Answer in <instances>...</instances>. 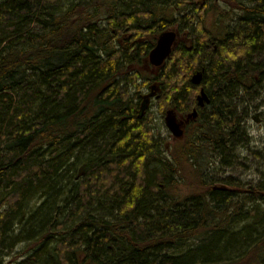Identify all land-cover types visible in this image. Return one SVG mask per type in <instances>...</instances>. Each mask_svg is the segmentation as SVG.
Wrapping results in <instances>:
<instances>
[{"label": "trees", "instance_id": "obj_1", "mask_svg": "<svg viewBox=\"0 0 264 264\" xmlns=\"http://www.w3.org/2000/svg\"><path fill=\"white\" fill-rule=\"evenodd\" d=\"M219 1H0V264L20 243L36 248L16 264H264V185L205 171L230 164L244 132L264 0ZM173 25L188 43L154 71L149 51ZM153 82L159 113L197 108L166 149L138 116Z\"/></svg>", "mask_w": 264, "mask_h": 264}, {"label": "rangeland", "instance_id": "obj_2", "mask_svg": "<svg viewBox=\"0 0 264 264\" xmlns=\"http://www.w3.org/2000/svg\"><path fill=\"white\" fill-rule=\"evenodd\" d=\"M219 5L220 7H225L226 11L231 10L230 6L224 3L223 0L219 1ZM236 17L237 15L235 18H228L233 20L229 23V26L232 27L235 24ZM217 20L218 16L209 10L205 18L206 28L210 31H214ZM176 25H173L172 27L177 29ZM187 32V29L182 31V36L180 38L182 42L188 43ZM254 59L258 66L263 70L262 78L254 88L257 92L255 93V91H252L250 93L251 98L244 97L242 101L243 103L238 107V115L244 132L242 131L240 139H238L239 136L237 137L238 144L236 145V150L230 160V164H221L220 160L216 159L212 161L208 165L207 170H205L206 177L211 182L215 183V185L226 186L227 182L243 185L245 187H260V185H264V53L256 56ZM148 92L149 87H141V94L144 95ZM147 115H149L148 126L151 128V131L156 138L161 140L162 148H168L173 141V138L165 125L164 114L159 113L155 99L150 100L145 117ZM192 126L193 125H191V127ZM179 189H181L180 193L183 194L188 190L184 186L179 187ZM39 203L40 200L37 201L35 205H38ZM252 203H257V201L255 199L254 201L246 200L245 206L248 208ZM262 233L263 232H260V234ZM35 248L36 247L32 244L20 243L11 251H8V253H10L9 256H6V260H10L12 262L11 264H16L25 256L32 253ZM22 252H24L23 255L19 256L18 254ZM239 254H241V252ZM236 255L230 254L224 256V258H233Z\"/></svg>", "mask_w": 264, "mask_h": 264}, {"label": "water", "instance_id": "obj_3", "mask_svg": "<svg viewBox=\"0 0 264 264\" xmlns=\"http://www.w3.org/2000/svg\"><path fill=\"white\" fill-rule=\"evenodd\" d=\"M176 32L173 30L163 31L158 35L155 46L151 49L148 54V60L151 65L155 67H159L163 64L165 59L170 55L172 48L175 44L176 40ZM202 79L201 73H195L191 81L193 84H200ZM159 91L158 83H154L151 86V91L145 94L142 97V102L139 108V117H142L145 111L148 109L150 100L153 96L157 94ZM204 102H208V97L203 89L200 90V94L198 95V105L203 106ZM197 116V111L194 109L191 113L188 114L186 120H178L176 114L173 109H169L165 113V125L170 133L173 135V138L180 139L184 134V127L186 122L189 119H194ZM87 264V263H86Z\"/></svg>", "mask_w": 264, "mask_h": 264}, {"label": "flooded vegetation", "instance_id": "obj_4", "mask_svg": "<svg viewBox=\"0 0 264 264\" xmlns=\"http://www.w3.org/2000/svg\"><path fill=\"white\" fill-rule=\"evenodd\" d=\"M215 1H219V0H215ZM179 35L180 36H178V41L180 40V38H181V33L179 32ZM145 63L147 64V67L149 66V64H150V62H149V60H148V57H147V60L145 61ZM165 63V62H164ZM158 87H160V84L158 85ZM160 90H161V88H160ZM160 92V91H159ZM159 92H158V94H159ZM156 97V96H155ZM155 100H157L158 99V96L156 97V98H154ZM208 102H209V100H208ZM207 102V103H208ZM206 103V104H207ZM196 110H197V108L196 107H194ZM194 108H192L191 109V111L194 109ZM174 110V109H173ZM174 112H175V114H176V117H177V119L178 120H186V118H187V116H188V112H185L184 114H181V113H178L176 110H174ZM192 120H194V119H189L187 122H186V124H185V128H184V131H186L189 127H191V122H192Z\"/></svg>", "mask_w": 264, "mask_h": 264}, {"label": "bare ground", "instance_id": "obj_5", "mask_svg": "<svg viewBox=\"0 0 264 264\" xmlns=\"http://www.w3.org/2000/svg\"><path fill=\"white\" fill-rule=\"evenodd\" d=\"M196 73H202L201 71H198V72H196Z\"/></svg>", "mask_w": 264, "mask_h": 264}]
</instances>
